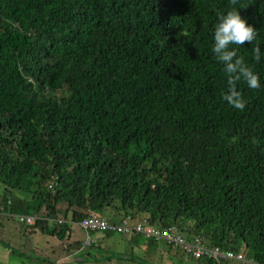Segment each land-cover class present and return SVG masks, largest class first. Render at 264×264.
I'll return each instance as SVG.
<instances>
[{"label":"trees","instance_id":"trees-1","mask_svg":"<svg viewBox=\"0 0 264 264\" xmlns=\"http://www.w3.org/2000/svg\"><path fill=\"white\" fill-rule=\"evenodd\" d=\"M232 9L259 33L233 46L262 84L237 83L243 111L222 99L227 77L211 52L217 16ZM257 45L264 0H0V222H15L25 239L9 251L28 264L89 255L101 245L84 248L73 227L94 212L176 226L189 243L246 248L264 264ZM90 233H118L132 248L148 241L164 253L158 264L215 262L138 232Z\"/></svg>","mask_w":264,"mask_h":264},{"label":"clouds","instance_id":"clouds-1","mask_svg":"<svg viewBox=\"0 0 264 264\" xmlns=\"http://www.w3.org/2000/svg\"><path fill=\"white\" fill-rule=\"evenodd\" d=\"M235 4L236 0H232ZM259 33L247 18L241 16L239 10L232 9L218 14L212 34L211 52L215 59L223 65V72L227 77V90L222 99L235 109L243 111L247 101L239 91L237 83L243 81L249 89L262 87L260 74L246 63L243 56L238 55V48L245 42L252 44ZM254 60L264 61V49L257 45L253 49Z\"/></svg>","mask_w":264,"mask_h":264},{"label":"built area","instance_id":"built-area-1","mask_svg":"<svg viewBox=\"0 0 264 264\" xmlns=\"http://www.w3.org/2000/svg\"><path fill=\"white\" fill-rule=\"evenodd\" d=\"M15 220L26 225H33L36 217L30 214L16 213L11 214ZM61 221V220H59ZM81 227L87 232L84 239V248L93 245L97 239L92 236L91 231H113L125 234L138 232L147 239L156 241L166 240L169 243H174L176 246L183 248L193 258H207L214 260V264H222L224 261H246L247 256L243 252H235L230 248H222L220 246H211L203 238H197L195 242H187L178 233L176 226L160 228L150 225L146 219L137 223H132L129 217L122 219L119 222H111L106 217L100 216L92 212L80 222Z\"/></svg>","mask_w":264,"mask_h":264},{"label":"crops","instance_id":"crops-1","mask_svg":"<svg viewBox=\"0 0 264 264\" xmlns=\"http://www.w3.org/2000/svg\"><path fill=\"white\" fill-rule=\"evenodd\" d=\"M2 196V193H1ZM0 196V198H1ZM35 234H33L34 236ZM95 236L97 238L98 245H101V249L105 251L107 254L108 260L107 264H132L130 260L126 257V254H133L135 250H138L142 257L145 256V259H149L153 262H157L158 257L164 255L163 251L158 250L153 245L151 246L148 241L146 243H142L141 240L132 241L136 248L135 250L132 248L130 243L126 244V250H119L121 246L122 239L120 236L108 233H98ZM24 236L21 232L20 227L16 225L15 222L12 221H2L0 222V264H28L25 260L18 258L15 254L9 251L10 248H22V244L24 241ZM28 244L29 242L26 241ZM96 243V244H97ZM30 246V245H29ZM9 251V252H8ZM114 251V252H113ZM116 251V252H115ZM90 254L83 255L77 251L73 257H70L66 262V264H102L101 258L104 254L95 253L94 250L89 251ZM94 252V253H91ZM99 252V251H98ZM151 254H150V253ZM117 253V254H116ZM123 253V255H121ZM146 253V254H145ZM159 253L161 255L159 256ZM163 253V254H162ZM115 255H118L116 258ZM156 259V260H155ZM155 260V261H154ZM173 262V261H172ZM37 264L36 261H31L30 264ZM254 262L247 256L246 261H230L229 264H253ZM134 264H142L139 262H135Z\"/></svg>","mask_w":264,"mask_h":264},{"label":"rangeland","instance_id":"rangeland-1","mask_svg":"<svg viewBox=\"0 0 264 264\" xmlns=\"http://www.w3.org/2000/svg\"><path fill=\"white\" fill-rule=\"evenodd\" d=\"M2 191H3V190H1V185H0V196H1ZM114 235H117V236H118L119 234H118V233H114ZM73 237H74V238H79V239H81V240H82V239H83V240L85 239V231H84L79 225H77V224L73 227ZM74 238H73V239H74ZM126 249H127V247H125V243L122 241L119 250L124 251V250H126ZM133 249L135 250L136 248H133ZM242 250H243V252H244V251H245V252H248L246 248H243ZM98 251H99V252H98ZM94 252H95V253L97 252V254L100 253L101 255L104 254L103 257H105V258H101V260H102V264H107V263H106V261L108 260L107 254L110 255L109 253H106V254H105V251H103V249H101V248H97V249H95ZM94 252H93V253H94ZM113 252H114V251H113ZM134 252H135V255H141V253H140L138 250H135ZM116 254H117V253H116ZM115 257L117 258L118 255H115ZM156 264H158V263H156Z\"/></svg>","mask_w":264,"mask_h":264},{"label":"bare ground","instance_id":"bare-ground-1","mask_svg":"<svg viewBox=\"0 0 264 264\" xmlns=\"http://www.w3.org/2000/svg\"><path fill=\"white\" fill-rule=\"evenodd\" d=\"M190 238V237H189Z\"/></svg>","mask_w":264,"mask_h":264}]
</instances>
